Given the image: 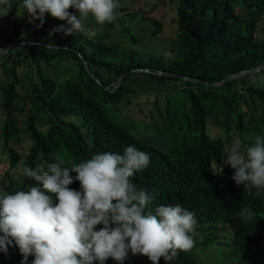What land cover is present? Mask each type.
<instances>
[{"label": "trees", "instance_id": "16d2710c", "mask_svg": "<svg viewBox=\"0 0 264 264\" xmlns=\"http://www.w3.org/2000/svg\"><path fill=\"white\" fill-rule=\"evenodd\" d=\"M130 1L129 6H118L114 23L103 25L107 29L116 27L120 35L129 39V47L121 55L118 56V44L101 36L76 44L67 37L58 41V33L48 35L43 44L26 48L31 51L39 46L47 63L49 52H59L75 61L77 70L74 75L55 81L43 74L36 62L38 81L24 95L17 89L16 69L22 61L14 60L12 80L3 89L0 100L4 115L0 139L9 154V167L2 183L11 182L15 191H26L36 182L30 179L28 186L13 185L12 176L20 167L46 170L47 164L54 162V154L61 155L67 165L105 151L123 154L127 146H134L150 155L147 169L132 178L138 188L153 198L146 212H154L159 205L180 204L193 212L197 220L195 234L200 236H194L196 242L191 251L221 247L224 259L233 258V264H264V189L244 191L242 185L237 186L231 179L234 170L222 165L236 134L250 144L256 133L264 136V26L261 38L255 36V25L260 17L264 18V0ZM10 3L8 13L14 15L17 0ZM238 3L240 10L236 8ZM168 4H176V43L180 56L170 62L153 52L137 50V40L127 26L128 19H138L151 26L150 35L160 34ZM239 23L244 33L234 34L232 27ZM54 47L57 48L53 50ZM254 69L260 70L248 72ZM99 70H105L111 78H102ZM137 74L157 83L184 84L164 94L163 108L157 107L163 119L161 133L152 142L132 134L127 121L118 114L120 101L133 91L126 82ZM232 75L237 76L227 79ZM238 87L243 92L235 90ZM215 93L228 95V102L222 121L224 135L213 136L207 122L213 116L198 94ZM18 98L27 99L30 104L23 125L14 113L24 107L19 105ZM67 118H76L81 123ZM38 123L47 128L41 130ZM21 131L31 141L26 155L10 145L20 141ZM69 187L78 190L80 185L77 181ZM244 211H250L253 218L246 220L239 215ZM191 251L179 253L166 264H197ZM11 261H23L18 248ZM106 264L116 261L109 258ZM160 264L165 262L161 259Z\"/></svg>", "mask_w": 264, "mask_h": 264}, {"label": "clouds", "instance_id": "9594fccd", "mask_svg": "<svg viewBox=\"0 0 264 264\" xmlns=\"http://www.w3.org/2000/svg\"><path fill=\"white\" fill-rule=\"evenodd\" d=\"M21 4L29 23L39 21L37 28L45 14L66 21L49 35L94 37L97 31L87 22L91 19L101 27L114 23L119 0H21ZM0 6V16H6L10 0H0ZM252 139L250 145L234 139L222 164L234 170L231 179L248 192L264 189V136ZM53 160L46 170L21 169L24 177L36 182L26 191L0 190V252L17 247L22 264L29 256L34 257L31 264H106L109 258L123 264L129 253L146 257L151 264H160L161 259L166 264L195 246L193 212L180 204L145 211L153 198L132 178L149 166L148 153L127 146L123 154L105 151L79 163L66 165L59 154ZM77 181L78 190L69 187ZM239 215L253 218L250 211Z\"/></svg>", "mask_w": 264, "mask_h": 264}, {"label": "rangeland", "instance_id": "374dc122", "mask_svg": "<svg viewBox=\"0 0 264 264\" xmlns=\"http://www.w3.org/2000/svg\"><path fill=\"white\" fill-rule=\"evenodd\" d=\"M131 4L130 0H119V7L129 6ZM2 7V6H0ZM241 4H236V8L240 10ZM70 12L75 13L74 9H69ZM164 25L160 34L156 36L150 35L151 26L148 23L140 21L138 19H128L127 26L132 30L133 35L137 40V45L135 48L141 53L153 52L155 54L161 55L166 61L170 62L178 59L180 56L178 54V43L177 42V32L178 26L176 22V4H168L166 10L164 11ZM66 21H60L58 19L52 18L50 15L45 14L44 23L41 27L37 28L36 24L28 22L27 13H24L21 0H17V10L14 15L0 16V100L2 98L3 89L12 80L10 74L14 60L20 59L22 64L18 67V84L17 89L20 95L26 94V92L31 87L32 83L38 81V75L36 70V62H38L41 72L48 75L55 81H59L64 76L74 75L77 70V64L75 61L69 59L68 57L60 54L59 52L51 51L49 52L50 63H47L46 59L40 53L39 46H35L30 53L26 46L31 45H41L43 44L45 38L49 35L54 27L61 24H65ZM255 36L261 38L262 28L264 26V18L260 17L256 23ZM87 27L90 29H95L97 31L96 36L104 37L110 42H115L119 46L118 56L121 55L129 47V39L127 40L122 35L119 34L117 28L107 29L96 25L91 19L87 22ZM233 33H244V27L239 23L236 27H232ZM56 34V33H55ZM60 34L59 40L61 41L64 37L69 38L76 44H82L85 39L90 38L85 35L65 36L63 33ZM58 43V42H55ZM57 47H54L55 50ZM2 60V61H1ZM102 78H111L105 70H99ZM256 79H253L254 83ZM127 85L133 88V91L127 93L119 105L118 114L123 117L127 122V126L132 134L136 135L142 139H148L151 142L158 137L161 133V125L163 119L160 118L157 107L163 108L164 94H169L178 88H182L184 84L174 85L171 82L157 83L156 80H151L148 76L137 74L132 77L130 81L126 82ZM159 84L160 86H157ZM113 88V85H112ZM243 92L242 87L235 88V90ZM228 95L215 93L214 96H205L203 94H198V98L203 106L208 109L211 119L208 122V131L211 135H224L223 130V118L225 114V109L227 107ZM19 105L22 104L24 107L22 110H15L14 113L17 119L21 120L22 125L26 120L27 109L30 108V104L25 99H17ZM16 103V101H15ZM158 104V106H157ZM243 110L248 111L245 105L241 106ZM114 116V115H113ZM4 115L2 114V109L0 107V128ZM66 120L72 121L75 124H80V120L76 118H67ZM217 122V124H215ZM38 127L41 130H45L47 126H41L38 123ZM237 135V134H236ZM234 136V139L243 138L239 136ZM257 135V133H256ZM245 139V138H244ZM244 145H250L249 141L244 140ZM231 142V143H232ZM14 149H16L20 154L26 155L29 152L31 146V141L29 140L25 131L20 132V141L10 144ZM9 154L3 146L2 140L0 139V190L12 193L15 188L10 187L11 182L2 183V176L8 170ZM20 169L13 174V185L20 186L22 183L29 185V178L20 175ZM8 186V187H7ZM100 226H97V229ZM230 233V232H229ZM199 234H195V237H199ZM17 248L15 246H9L7 253L0 252V264H22V261L12 262L11 258L15 254ZM192 259L197 264H233L235 260L233 258L224 259V255L221 247L209 246L207 248H200L192 250ZM32 259H28L24 264H31ZM123 264H151V262L143 256H133L129 253L128 258L123 262Z\"/></svg>", "mask_w": 264, "mask_h": 264}, {"label": "water", "instance_id": "95a60500", "mask_svg": "<svg viewBox=\"0 0 264 264\" xmlns=\"http://www.w3.org/2000/svg\"><path fill=\"white\" fill-rule=\"evenodd\" d=\"M84 64H85V67H86L87 71L89 72V69H88V66H87L86 62H84ZM259 70H260V69H254V70H251V71H248V72H258ZM140 71H141V70H140ZM124 76H125V75L121 76V77L116 81L115 86H114V89L119 85V83L122 81V79H123ZM235 76H237V75H232V76L228 77L227 79L234 78ZM184 79L189 80V81H192V82H197L196 80H194V79H190V78H184ZM96 81L98 82L97 79H96Z\"/></svg>", "mask_w": 264, "mask_h": 264}]
</instances>
